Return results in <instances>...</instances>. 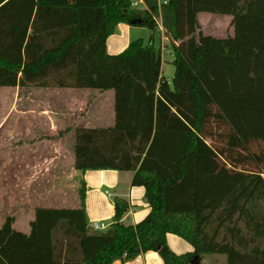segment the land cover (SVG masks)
Here are the masks:
<instances>
[{
  "label": "trees",
  "instance_id": "16d2710c",
  "mask_svg": "<svg viewBox=\"0 0 264 264\" xmlns=\"http://www.w3.org/2000/svg\"><path fill=\"white\" fill-rule=\"evenodd\" d=\"M135 1L0 0V88L114 90L116 125L77 130L75 168L132 172L151 209L126 225L131 206L116 197L110 228L94 231L83 185L80 208L37 209L29 235L8 217L0 264H112L150 251L164 264H264V70L250 65L264 52V0ZM202 13L230 16L234 36L205 35ZM121 23L153 34L109 55ZM160 25L172 85L155 46ZM168 235L193 252L176 254Z\"/></svg>",
  "mask_w": 264,
  "mask_h": 264
},
{
  "label": "crops",
  "instance_id": "0c3cea01",
  "mask_svg": "<svg viewBox=\"0 0 264 264\" xmlns=\"http://www.w3.org/2000/svg\"><path fill=\"white\" fill-rule=\"evenodd\" d=\"M199 16L202 32L208 35ZM138 27L119 24L106 41L107 53L118 55L132 41L143 39L137 37L140 36L135 32ZM226 32L225 37L208 36L216 39L233 37L234 27L230 25ZM158 37L161 53L171 49V42L161 25ZM256 53L259 55L255 57ZM256 53H252L250 65L264 70V52ZM161 72L166 79L163 57ZM115 125L114 90L1 87L0 226L10 217L15 231L29 235L37 209L80 208L83 185L90 225L95 222L104 224L103 232L110 228L116 197L127 199L131 206L123 220L126 225H135L145 219L151 209L145 201V188L132 185V172H82L75 168L77 130L109 129ZM167 242L176 254L193 252V248L177 236L168 235ZM112 264L164 262L158 253L150 251L135 260H116Z\"/></svg>",
  "mask_w": 264,
  "mask_h": 264
},
{
  "label": "rangeland",
  "instance_id": "374dc122",
  "mask_svg": "<svg viewBox=\"0 0 264 264\" xmlns=\"http://www.w3.org/2000/svg\"><path fill=\"white\" fill-rule=\"evenodd\" d=\"M199 18L203 26L205 27L206 33L208 35L212 34L214 36H222V37H225V35H227L226 31L231 25L230 23L232 20L230 16L207 14V13L200 14ZM212 18L213 19L216 18V19L213 20ZM227 19L229 21H227ZM135 32H137L140 35L137 37L143 38L146 42L150 41V38L153 34L151 30L145 27H138ZM154 39H155V46L158 50L160 47L158 33L155 34ZM162 57H163V64H164V74L163 75L168 80V82L172 85V80H173L174 73H175V67L173 64L174 57L171 52V49L163 50ZM200 264H226V261L224 257L209 256V257H206L203 261H201Z\"/></svg>",
  "mask_w": 264,
  "mask_h": 264
},
{
  "label": "built area",
  "instance_id": "2783aa9c",
  "mask_svg": "<svg viewBox=\"0 0 264 264\" xmlns=\"http://www.w3.org/2000/svg\"><path fill=\"white\" fill-rule=\"evenodd\" d=\"M159 3L163 2V4H166V1L164 0H158ZM141 4H142V0H136L134 3H133V7L134 8H141ZM91 229L94 230V231H103L105 229V225L102 224V223H98V222H95L93 224H91Z\"/></svg>",
  "mask_w": 264,
  "mask_h": 264
},
{
  "label": "water",
  "instance_id": "95a60500",
  "mask_svg": "<svg viewBox=\"0 0 264 264\" xmlns=\"http://www.w3.org/2000/svg\"><path fill=\"white\" fill-rule=\"evenodd\" d=\"M133 24H135V22H133ZM145 201L147 202V200L145 199ZM195 260H198V257H195Z\"/></svg>",
  "mask_w": 264,
  "mask_h": 264
}]
</instances>
